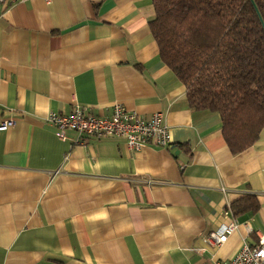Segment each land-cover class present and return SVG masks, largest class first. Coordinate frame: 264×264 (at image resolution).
<instances>
[{
	"label": "crops",
	"instance_id": "1",
	"mask_svg": "<svg viewBox=\"0 0 264 264\" xmlns=\"http://www.w3.org/2000/svg\"><path fill=\"white\" fill-rule=\"evenodd\" d=\"M153 16L151 0L0 4V121H14L0 128V264H208L264 237V127L232 154L219 114L190 107L161 59ZM114 103L161 112L171 144L59 138L45 121ZM246 193L259 206L237 217ZM227 207L238 226L208 247Z\"/></svg>",
	"mask_w": 264,
	"mask_h": 264
},
{
	"label": "trees",
	"instance_id": "2",
	"mask_svg": "<svg viewBox=\"0 0 264 264\" xmlns=\"http://www.w3.org/2000/svg\"><path fill=\"white\" fill-rule=\"evenodd\" d=\"M149 29L164 63L186 87L190 107L218 113L232 154L264 127V0H151ZM254 194L230 202L257 210Z\"/></svg>",
	"mask_w": 264,
	"mask_h": 264
},
{
	"label": "built area",
	"instance_id": "3",
	"mask_svg": "<svg viewBox=\"0 0 264 264\" xmlns=\"http://www.w3.org/2000/svg\"><path fill=\"white\" fill-rule=\"evenodd\" d=\"M24 0H0L7 6ZM45 121L54 127V134L65 137L70 129L78 135V140L85 141L89 137L117 136L122 137L128 149L137 150L147 144L167 147L171 144L170 130L161 112H153L149 116L133 109H127L121 103H114L107 116L87 113L84 108L75 105L69 113L50 110ZM13 119L0 121V128L8 127ZM229 207L223 213L227 221L219 227L208 229L202 237L208 247L214 248L224 243L237 228V219L229 213ZM248 226V225H246ZM247 231L252 229L248 226ZM200 250V249H199ZM208 264H264V237L256 243L242 240L235 252L225 259H212Z\"/></svg>",
	"mask_w": 264,
	"mask_h": 264
}]
</instances>
